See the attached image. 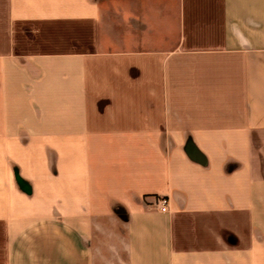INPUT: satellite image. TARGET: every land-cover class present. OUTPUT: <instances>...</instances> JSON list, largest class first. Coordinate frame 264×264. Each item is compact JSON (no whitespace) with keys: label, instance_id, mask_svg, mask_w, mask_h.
I'll return each mask as SVG.
<instances>
[{"label":"crops","instance_id":"0c3cea01","mask_svg":"<svg viewBox=\"0 0 264 264\" xmlns=\"http://www.w3.org/2000/svg\"><path fill=\"white\" fill-rule=\"evenodd\" d=\"M0 264H264V0H0Z\"/></svg>","mask_w":264,"mask_h":264},{"label":"built area","instance_id":"2783aa9c","mask_svg":"<svg viewBox=\"0 0 264 264\" xmlns=\"http://www.w3.org/2000/svg\"><path fill=\"white\" fill-rule=\"evenodd\" d=\"M159 203H160V207H161L162 212L166 213L169 211L170 203H169L168 199L163 198L159 201Z\"/></svg>","mask_w":264,"mask_h":264}]
</instances>
